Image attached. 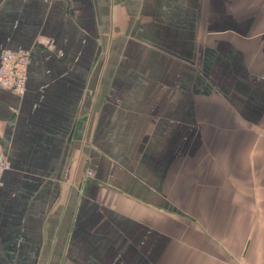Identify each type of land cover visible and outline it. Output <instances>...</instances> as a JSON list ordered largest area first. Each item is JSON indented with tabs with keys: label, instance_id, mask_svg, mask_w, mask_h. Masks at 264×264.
Instances as JSON below:
<instances>
[{
	"label": "crops",
	"instance_id": "1",
	"mask_svg": "<svg viewBox=\"0 0 264 264\" xmlns=\"http://www.w3.org/2000/svg\"><path fill=\"white\" fill-rule=\"evenodd\" d=\"M0 264H264V0H0Z\"/></svg>",
	"mask_w": 264,
	"mask_h": 264
},
{
	"label": "built area",
	"instance_id": "2",
	"mask_svg": "<svg viewBox=\"0 0 264 264\" xmlns=\"http://www.w3.org/2000/svg\"><path fill=\"white\" fill-rule=\"evenodd\" d=\"M29 62L27 53L5 52L0 63V87L22 97L27 90ZM8 169L7 159L0 156V177Z\"/></svg>",
	"mask_w": 264,
	"mask_h": 264
}]
</instances>
